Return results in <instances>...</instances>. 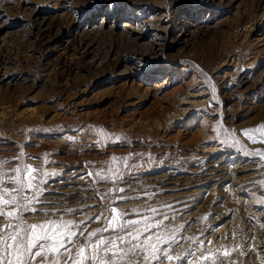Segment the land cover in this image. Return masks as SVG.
Returning a JSON list of instances; mask_svg holds the SVG:
<instances>
[{
    "label": "rangeland",
    "instance_id": "obj_1",
    "mask_svg": "<svg viewBox=\"0 0 264 264\" xmlns=\"http://www.w3.org/2000/svg\"><path fill=\"white\" fill-rule=\"evenodd\" d=\"M96 2L0 0V161L45 167L37 207L87 231L124 197L188 264H264V128L243 135L264 126V0ZM109 163L123 180L88 175Z\"/></svg>",
    "mask_w": 264,
    "mask_h": 264
},
{
    "label": "snow or ice",
    "instance_id": "obj_2",
    "mask_svg": "<svg viewBox=\"0 0 264 264\" xmlns=\"http://www.w3.org/2000/svg\"><path fill=\"white\" fill-rule=\"evenodd\" d=\"M115 6L116 0H104L103 3L97 0L91 5L100 11ZM261 128L264 126L244 130L243 135L255 143L254 133ZM119 139L116 137L112 143H118ZM260 142H264V135ZM258 155L264 157V153ZM23 160L21 154L12 161H0V264H175L176 261L188 264L186 256L176 253L180 242L173 236L157 233V229L164 227L162 223L150 224L144 217L139 220L127 218L129 212L116 206V200L124 197L114 199L107 209L108 214L102 212L96 217L97 220L103 218L104 224L92 231L81 227L85 221L66 218L76 211L71 207L38 208L47 177L52 173L41 165ZM112 161L120 168L129 167L126 158L113 156ZM13 163L17 166L12 167ZM88 175L95 176L99 182L112 184L123 180V172L117 171L111 163L106 170ZM115 191L122 192L123 188L117 187ZM106 198L107 194L101 196V200ZM135 214L139 215L138 212ZM32 215L43 219L30 220ZM200 244L204 246L203 241ZM221 256L230 257V252H202L199 259L204 264H216ZM229 264L235 262L229 260Z\"/></svg>",
    "mask_w": 264,
    "mask_h": 264
},
{
    "label": "bare ground",
    "instance_id": "obj_3",
    "mask_svg": "<svg viewBox=\"0 0 264 264\" xmlns=\"http://www.w3.org/2000/svg\"><path fill=\"white\" fill-rule=\"evenodd\" d=\"M128 27H130V25H129V24H125V25H124V29H125V28H128ZM179 35H180V34H179ZM184 35H185V34H184ZM178 41L181 43V41H180V40H178ZM179 42H178V43H179Z\"/></svg>",
    "mask_w": 264,
    "mask_h": 264
}]
</instances>
